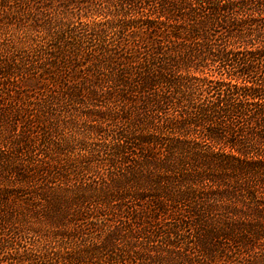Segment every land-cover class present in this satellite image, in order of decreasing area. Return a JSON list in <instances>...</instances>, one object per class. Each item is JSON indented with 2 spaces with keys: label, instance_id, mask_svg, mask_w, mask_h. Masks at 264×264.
I'll return each mask as SVG.
<instances>
[{
  "label": "trees",
  "instance_id": "trees-1",
  "mask_svg": "<svg viewBox=\"0 0 264 264\" xmlns=\"http://www.w3.org/2000/svg\"><path fill=\"white\" fill-rule=\"evenodd\" d=\"M0 264H264V0H0Z\"/></svg>",
  "mask_w": 264,
  "mask_h": 264
}]
</instances>
